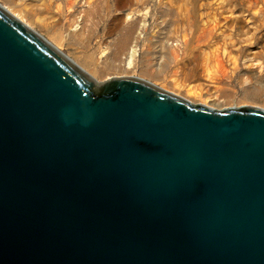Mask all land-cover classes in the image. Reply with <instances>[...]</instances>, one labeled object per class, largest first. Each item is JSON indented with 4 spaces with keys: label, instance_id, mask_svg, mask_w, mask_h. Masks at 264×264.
Masks as SVG:
<instances>
[{
    "label": "water",
    "instance_id": "water-1",
    "mask_svg": "<svg viewBox=\"0 0 264 264\" xmlns=\"http://www.w3.org/2000/svg\"><path fill=\"white\" fill-rule=\"evenodd\" d=\"M0 264H264V110L98 82L0 6Z\"/></svg>",
    "mask_w": 264,
    "mask_h": 264
},
{
    "label": "rangeland",
    "instance_id": "rangeland-1",
    "mask_svg": "<svg viewBox=\"0 0 264 264\" xmlns=\"http://www.w3.org/2000/svg\"><path fill=\"white\" fill-rule=\"evenodd\" d=\"M0 6L98 82L134 77L212 109L264 110V0H0Z\"/></svg>",
    "mask_w": 264,
    "mask_h": 264
},
{
    "label": "bare ground",
    "instance_id": "bare-ground-1",
    "mask_svg": "<svg viewBox=\"0 0 264 264\" xmlns=\"http://www.w3.org/2000/svg\"><path fill=\"white\" fill-rule=\"evenodd\" d=\"M4 9H5V8H4ZM7 11H8V10H7ZM10 14H11V13H10ZM13 16H14V15H13ZM14 17H15V16H14ZM15 18L18 19L19 17L17 18V16H16ZM18 20H19V19H18ZM21 22H22V21H21ZM131 60H132V59H131ZM131 60H129V62H128V69H129V66H131V65H130V63H131L130 61H131Z\"/></svg>",
    "mask_w": 264,
    "mask_h": 264
}]
</instances>
